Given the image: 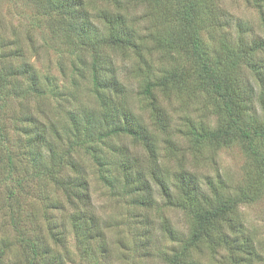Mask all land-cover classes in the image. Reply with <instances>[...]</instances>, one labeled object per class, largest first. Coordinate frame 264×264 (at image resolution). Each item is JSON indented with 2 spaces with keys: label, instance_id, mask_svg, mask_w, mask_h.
<instances>
[{
  "label": "trees",
  "instance_id": "1",
  "mask_svg": "<svg viewBox=\"0 0 264 264\" xmlns=\"http://www.w3.org/2000/svg\"><path fill=\"white\" fill-rule=\"evenodd\" d=\"M100 1L102 4L96 6ZM129 1L45 0L37 6L51 18L56 12L61 16L53 18L55 21L51 24V32L56 38L69 45L92 49L90 67L99 91L100 110L66 109L70 126L80 132L86 127L98 131L101 125H107L114 132L139 140L151 156L150 177L137 167L138 159L133 157L127 144L117 149L121 154L119 167L125 181L131 191L139 192L137 203L155 207L152 193L157 187L167 205L194 216L192 232L210 238V242L204 244L197 235L194 240L198 242L191 244L165 219L161 229L173 243L164 244V239L159 238L155 246L153 229L156 220L149 214H141L144 218L140 216V246L145 255L154 246L157 247L154 260L158 264H263L264 255L257 245L255 233L238 215L237 206L264 196V31L244 33V24L229 19L227 9L216 0H178L177 8L173 7V0H137L136 3L146 7L143 16L136 15ZM256 1L260 6V0ZM197 12H207L210 22L207 29L216 36L215 65L211 64L201 44L202 29L195 20ZM261 14L264 29V7ZM144 17L155 24H148ZM172 20L179 22V26L173 27ZM142 22L147 24L141 26ZM237 31L238 42H230L228 35ZM103 47L130 50L135 54L138 63L131 64L130 68H137L132 71L140 78L136 95L141 94L148 100L150 125L131 107L129 99L133 87L121 80L118 68L103 52ZM24 48V42L18 37L13 40L0 37L5 76L10 78L14 96L22 99L23 131L32 162L38 167H57L67 155L61 144L65 138L59 120L43 105L34 107L30 102L31 96L45 94L50 82L45 81L34 64L25 58ZM240 57L246 59L256 79H249L250 76L245 79L246 75L237 66ZM158 59L157 64L154 61ZM157 90L166 93L161 94L166 98L183 99L182 113L176 121L169 116L168 107L162 104ZM199 104L202 108L197 113L193 108ZM211 110L212 114L219 115L216 125L210 120ZM235 142L241 143L249 158L247 182L237 193L228 190L223 178L216 184L209 176L203 177L189 169L191 164L196 166L206 159L202 151H213L212 147L219 149ZM163 150L178 162L177 168L170 172L161 159ZM67 160L78 169L71 154L67 155ZM60 182L68 185L75 196L70 200L75 206L73 229L76 228L78 236L85 235L95 244L87 243L90 249L84 252L88 260L91 256L98 258L96 264H116L118 258L108 234L111 225L103 222L91 209L87 180L81 177L69 183ZM55 237L57 246L47 243L44 247L29 246L38 257L33 264L73 262L66 234ZM207 256L211 260H205Z\"/></svg>",
  "mask_w": 264,
  "mask_h": 264
},
{
  "label": "rangeland",
  "instance_id": "2",
  "mask_svg": "<svg viewBox=\"0 0 264 264\" xmlns=\"http://www.w3.org/2000/svg\"><path fill=\"white\" fill-rule=\"evenodd\" d=\"M136 1L130 0V6L135 9L137 16H143L142 12L146 11V7ZM216 1L227 9L229 19L234 23L244 24V33L264 31L261 14L264 0H260V6L256 0ZM44 2L45 0H0V37H9L11 40L18 37L22 40L25 58L34 64L45 81L49 80L46 93L31 96L30 102L34 107L43 105L49 114L59 120V127L65 138L61 140L63 151L67 155L71 154L78 169L71 166L67 155L63 158L64 162L57 167L43 168L33 164L30 146L23 131L24 122L20 109L22 99L13 94L10 78L5 76V59L2 58L0 50V264H33L38 257L32 253L29 246L34 244L44 247L46 243L52 247L57 246L58 239L55 235L61 233L66 234L68 249L72 253L73 262L69 264H74V260L75 264H85L89 261L90 264H96L98 258L89 256L88 260L84 252L87 248L90 249L87 243L92 241L85 238V235L78 236L76 228L73 229L72 215L75 206H72L70 200H74L75 196L68 185L67 187L60 182L64 180L69 183L81 177L88 182L87 192L92 200L91 209L103 222L111 225L108 234L114 254L118 258L116 264H158L159 262L154 260L157 247L152 246V251L145 255L140 246L141 214H149L156 220L153 229L155 246L156 240L160 241L159 238L164 239V244L173 243L163 235L161 222L165 219H168L191 244L198 242L194 237L200 234L191 230L195 218L183 209L167 205L157 187L152 193L156 208L137 203L139 192L131 191L125 181L119 167L121 154L117 149L127 144L133 157L138 159L137 167L143 169L150 177L153 165L151 156L139 140L125 133L114 132L113 128L107 125H101L98 131L87 130L86 127L80 132L70 126L66 109L87 107L93 112L100 108L99 91L90 67L92 49L69 45L56 38L51 32V24L55 21L53 18L59 19L61 16L56 12L51 18L49 14L40 11L37 6ZM101 4L100 1L95 5ZM177 6L178 0H173V7ZM205 13L207 12H197L195 20L202 29L200 40L206 56L211 64L215 65L218 42L215 34L207 29L210 22ZM145 19L148 24H155L149 18ZM147 22H142L141 26ZM171 24L173 27L179 26V22L175 20H172ZM238 34L239 32L228 35L229 41L237 43L240 37ZM102 49L109 59L114 61L121 80L133 87L129 99L131 107L136 113L144 116L150 125L148 100L141 94L136 95L140 78L133 72L137 68H130L131 64L138 63L135 54L130 50L118 48ZM154 62L158 64L160 60ZM237 66L242 70V74L246 75L245 79H248L247 76H250L249 79H256L252 69L247 66L246 59L240 57ZM157 94L162 104L168 107L169 116L176 121L182 113L183 99L177 96L167 99L162 90H157ZM201 108L202 104H199L193 110L198 113ZM210 120L214 125L218 124L219 115L212 114ZM156 132L160 133L158 130ZM211 149L213 151L203 149L206 159L196 166L191 164L189 169L203 177L209 176L216 184L223 178L229 186L228 190L237 193L247 182V153L239 142ZM173 158L167 156L163 150L161 159L169 168V172L178 165ZM169 172L167 171L168 174ZM237 210L245 225L255 233L257 245L264 255V196L239 203ZM199 241L207 244L210 238L203 234L200 235ZM90 244L95 245L94 242ZM205 260L211 259L207 256Z\"/></svg>",
  "mask_w": 264,
  "mask_h": 264
}]
</instances>
